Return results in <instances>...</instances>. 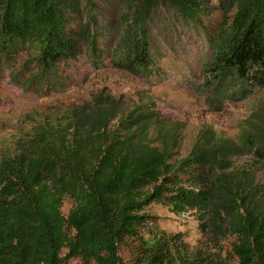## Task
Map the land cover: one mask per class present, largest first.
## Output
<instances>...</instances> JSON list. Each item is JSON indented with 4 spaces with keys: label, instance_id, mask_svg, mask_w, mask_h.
Wrapping results in <instances>:
<instances>
[{
    "label": "trees",
    "instance_id": "1",
    "mask_svg": "<svg viewBox=\"0 0 264 264\" xmlns=\"http://www.w3.org/2000/svg\"><path fill=\"white\" fill-rule=\"evenodd\" d=\"M220 4L221 22L203 28L199 71L179 75L212 109L264 88V0ZM163 5L198 26L209 13L206 0H0V70L27 54L50 84L77 68L163 79L149 24ZM254 118L241 121L238 141L206 127L178 158L173 133L144 107L124 112L97 98L62 123L38 122L0 156V264H120L125 246L129 264H222L211 251L228 235L238 264H264V185L233 168L235 157L264 145V113ZM65 197L73 203L67 214ZM155 202L193 211L209 249L189 250L180 233L165 232L148 245L142 231L153 218L145 209Z\"/></svg>",
    "mask_w": 264,
    "mask_h": 264
},
{
    "label": "rangeland",
    "instance_id": "2",
    "mask_svg": "<svg viewBox=\"0 0 264 264\" xmlns=\"http://www.w3.org/2000/svg\"><path fill=\"white\" fill-rule=\"evenodd\" d=\"M208 14L202 15V26L180 17L174 9L160 6L150 20V41L155 64L164 72V78L143 82L125 70L102 68L89 71L85 68L65 70L57 75L55 84L41 81L38 68L29 63L27 54L17 57L15 66L6 74L0 70V156L11 151L20 138L27 137L33 125L42 120L63 122L69 110L94 99L110 100L122 111L137 107L154 110L157 120L166 132L173 133L176 143L175 157H185L199 132L212 128L216 136L238 141L243 119H255L264 113V88L242 101L225 102L219 109L208 108L204 96L185 90L179 85V75L187 68L200 69V56L206 48L204 27L215 29L221 22L224 10L220 0H206ZM233 11H231L232 13ZM205 24V25H204ZM10 76L8 85L6 80ZM7 78V79H6ZM253 128H261L253 122ZM235 170H251L256 181L264 185V145L250 153L234 158ZM72 200L65 197L62 210L67 214ZM145 211L152 216L143 229L148 245H153L158 235L180 233L189 250L209 249L198 226L193 211L175 214L160 204L152 203ZM233 237L222 240L219 251H211L222 264H238L232 255ZM121 263L131 261L130 249L120 250ZM68 264H81L72 259ZM173 264H180L178 259Z\"/></svg>",
    "mask_w": 264,
    "mask_h": 264
},
{
    "label": "built area",
    "instance_id": "3",
    "mask_svg": "<svg viewBox=\"0 0 264 264\" xmlns=\"http://www.w3.org/2000/svg\"><path fill=\"white\" fill-rule=\"evenodd\" d=\"M182 214H184V215H185V212H183Z\"/></svg>",
    "mask_w": 264,
    "mask_h": 264
}]
</instances>
